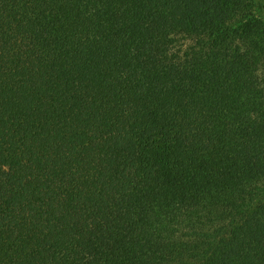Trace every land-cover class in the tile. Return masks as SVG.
Instances as JSON below:
<instances>
[{
	"label": "trees",
	"instance_id": "16d2710c",
	"mask_svg": "<svg viewBox=\"0 0 264 264\" xmlns=\"http://www.w3.org/2000/svg\"><path fill=\"white\" fill-rule=\"evenodd\" d=\"M0 264H264V0H0Z\"/></svg>",
	"mask_w": 264,
	"mask_h": 264
}]
</instances>
